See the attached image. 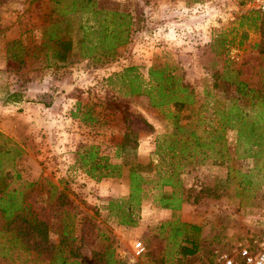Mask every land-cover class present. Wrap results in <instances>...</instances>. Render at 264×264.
I'll return each instance as SVG.
<instances>
[{"label":"rangeland","instance_id":"obj_1","mask_svg":"<svg viewBox=\"0 0 264 264\" xmlns=\"http://www.w3.org/2000/svg\"><path fill=\"white\" fill-rule=\"evenodd\" d=\"M122 20L127 36L110 44L111 57L101 37ZM67 39L66 63L59 49ZM263 46L264 0H0V190L22 192L54 245L26 253L0 232V264H50V256L58 264V249L84 264H211L263 232ZM35 79L57 90L42 120L23 114L20 101ZM52 95L40 97L42 108ZM92 146L121 165L120 176L86 173L78 155ZM137 164L149 165L140 172L152 180L137 224L125 226L108 202L127 197ZM172 167L183 197L176 210L153 196L172 190L155 187ZM174 220L188 224L193 254L180 253L190 245L183 234L162 226Z\"/></svg>","mask_w":264,"mask_h":264},{"label":"trees","instance_id":"obj_2","mask_svg":"<svg viewBox=\"0 0 264 264\" xmlns=\"http://www.w3.org/2000/svg\"><path fill=\"white\" fill-rule=\"evenodd\" d=\"M76 1L83 0H73L75 4ZM89 2V0H86ZM113 15H117L116 11L112 12ZM121 18H128V15L120 13ZM112 19V18H111ZM123 21V20H122ZM115 22L112 19V23ZM130 25L128 20L118 23L117 28L105 29L102 34L101 41L109 43L108 49L104 51L105 54L110 53L111 57L114 55V48L109 49L111 45L115 46L116 42H123L127 36V27ZM121 26H123L121 28ZM109 30V31H108ZM122 33H126L122 37ZM71 40L60 41V56L64 58L67 50L71 48ZM111 44V45H110ZM92 53L91 49L87 48V51ZM260 53H264V46L262 47ZM133 67H127L124 70L128 72L132 70ZM153 74H158L160 80H173V76L166 74V77L163 76V69L150 70V76ZM171 83V82H170ZM132 93L139 92V86L132 87ZM240 88H243L242 86ZM244 93V92H242ZM245 94V93H244ZM134 145L137 146L135 143ZM172 148V147H169ZM97 148L92 146L89 148L88 152L84 154H79L78 158L80 165L84 168L86 173L95 179H101L104 177H118L121 175V165L114 164L107 160V157L104 156H95ZM149 165H140L137 164L135 167L129 169L128 180H129V193L127 197L120 198L118 200H110L108 202V208L111 211H116L118 217V223L125 226H135L138 221L139 211L141 207V201L147 195L149 189L144 187L145 184L149 183L152 179H149L148 176H144L140 170L147 168ZM176 167H172L169 171L160 170L158 172V178L155 181V187L160 188L161 186H169L172 190L169 192H160L158 196L153 195L157 199L158 206L162 208H168L171 210H176L180 207V204L183 202L182 193L179 188V175L175 170ZM16 178H19V175L16 174ZM0 215L4 220L0 232H10V240L13 242L12 247H17L19 250L26 253L34 252L35 249H52L54 245L48 240V225L38 219L33 211L30 210V207L27 203L24 202L22 192L16 188H8L5 185L0 190ZM162 226L170 227L174 237L183 234L182 240L186 244L190 245H181L180 253L181 254H193L197 248V242L195 237L187 235L185 232V227L188 226L185 222L167 221L162 223ZM194 231H199V227L196 225H190ZM0 244H4L0 242ZM58 264H84L76 259H71L68 255H65L61 249H58L56 252V258ZM114 260L110 257H107L104 264H113ZM53 257L50 256V264H53Z\"/></svg>","mask_w":264,"mask_h":264},{"label":"built area","instance_id":"obj_3","mask_svg":"<svg viewBox=\"0 0 264 264\" xmlns=\"http://www.w3.org/2000/svg\"><path fill=\"white\" fill-rule=\"evenodd\" d=\"M132 248L136 255L145 252V245L139 240ZM211 264H264V231L244 237L231 251L219 254Z\"/></svg>","mask_w":264,"mask_h":264},{"label":"crops","instance_id":"obj_4","mask_svg":"<svg viewBox=\"0 0 264 264\" xmlns=\"http://www.w3.org/2000/svg\"><path fill=\"white\" fill-rule=\"evenodd\" d=\"M71 48H72V46H71ZM70 49L67 50V52H66V54H65V56L63 58L64 61L66 60V63H67V57H68ZM53 52H54V50H53ZM42 53H43L44 56H46L45 58L47 60L48 59L47 56H48L49 51L43 50ZM53 75L54 74H52V72H50V76L48 75V76H45V77H46V79H49V78L51 79V78H54ZM54 81H56L55 78H54ZM42 82H43L42 79H35L33 84H32L34 86L33 89L32 88H28L26 90L24 89V90L20 91L21 93L19 94L23 98L22 100H20V101H22V105L21 106L23 107V111H22L23 114L28 115L29 117H32L33 120H42V119H44L45 118V116L43 115L44 112H46V110H49L48 108H50L51 106H52V109H53V107L57 105V101H58L56 88H51V89L47 88L46 89L44 87H40V86H43ZM46 90H48L49 92L53 93V95H52L53 100L50 102L51 103L50 106H48V107L44 106L45 107V109H44V108H42V105H43L42 103L43 102H42L40 97H42L44 95ZM30 92H32V93H30ZM30 94H33V95H30ZM29 95H30V98H28ZM32 97H35V99L32 100L31 99ZM51 112H52L51 113L52 115L49 116L50 118H48V120L49 119L53 120V118L55 119V115H58L57 114V110H55V109L51 110ZM3 129H6V128L3 127Z\"/></svg>","mask_w":264,"mask_h":264}]
</instances>
